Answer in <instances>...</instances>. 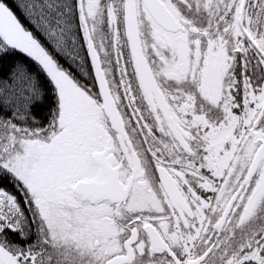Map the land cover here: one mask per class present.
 I'll return each mask as SVG.
<instances>
[{"label":"snow or ice","instance_id":"1","mask_svg":"<svg viewBox=\"0 0 264 264\" xmlns=\"http://www.w3.org/2000/svg\"><path fill=\"white\" fill-rule=\"evenodd\" d=\"M0 264H264V0H0Z\"/></svg>","mask_w":264,"mask_h":264}]
</instances>
